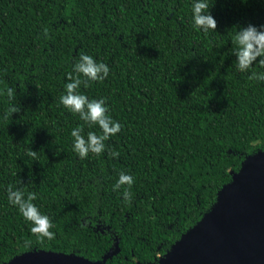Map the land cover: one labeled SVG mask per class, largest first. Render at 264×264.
<instances>
[{
  "label": "trees",
  "instance_id": "obj_1",
  "mask_svg": "<svg viewBox=\"0 0 264 264\" xmlns=\"http://www.w3.org/2000/svg\"><path fill=\"white\" fill-rule=\"evenodd\" d=\"M195 2L0 0V89H16L0 95V264L33 249L99 260L118 239L106 264H157L264 150V81L247 78L264 68L240 72L232 44L239 26L264 25V0H207L218 28L206 34ZM81 55L109 67L78 92L105 99L122 125L105 142L119 157L73 150V129L101 134L60 102ZM122 171L134 178L130 204L113 190ZM9 185L37 193L55 239L32 234Z\"/></svg>",
  "mask_w": 264,
  "mask_h": 264
},
{
  "label": "water",
  "instance_id": "obj_2",
  "mask_svg": "<svg viewBox=\"0 0 264 264\" xmlns=\"http://www.w3.org/2000/svg\"><path fill=\"white\" fill-rule=\"evenodd\" d=\"M210 210L159 258L157 264H264V150L247 155ZM118 239V238H117ZM102 259L46 249L23 252L2 264H106Z\"/></svg>",
  "mask_w": 264,
  "mask_h": 264
},
{
  "label": "clouds",
  "instance_id": "obj_3",
  "mask_svg": "<svg viewBox=\"0 0 264 264\" xmlns=\"http://www.w3.org/2000/svg\"><path fill=\"white\" fill-rule=\"evenodd\" d=\"M192 12L193 25L196 30L203 31L205 34L209 30L217 31L218 24L211 14V10H209L207 0H197L192 6ZM44 32L47 35L48 29H45ZM232 44L234 46L233 54L236 57V65L240 72L247 73L256 63L264 68V25H261L259 28L252 24L239 26ZM73 72L76 75L73 76L72 73L68 74L70 82L65 85L66 94L61 96L60 102L71 113L78 115L89 128L99 126L101 129V134L99 135L94 131H89L87 138L82 135L83 126L73 129L71 132L74 138L73 150L78 154L80 159H86L89 154L100 156L106 150L110 157H119L120 153L107 149L105 142L119 133L122 125L113 120L109 115V108L106 106L105 99L90 100L88 96L78 92L81 85L84 88H88L90 82H102L106 79L109 75L108 65L103 62L98 63L90 55H81L73 66ZM247 78L257 82L264 81V72L257 73L252 71L251 75ZM5 92L11 100L14 98L16 89L12 87L0 89V95H4ZM8 111L13 115L20 112L21 108L20 106L13 105L10 106ZM27 155L33 159H37L38 152L30 148ZM21 183L23 182L21 181ZM133 184L134 178L122 171L118 181L113 186V190L119 191L123 187L124 201L130 204L132 202L131 187ZM7 194L9 203L17 207L23 218L33 225L31 228L33 235H36L41 240L44 238L48 240L55 239V233L51 231L55 225L49 216L42 214L34 203L38 199L36 192L26 191L18 187L14 188V186L9 185Z\"/></svg>",
  "mask_w": 264,
  "mask_h": 264
}]
</instances>
